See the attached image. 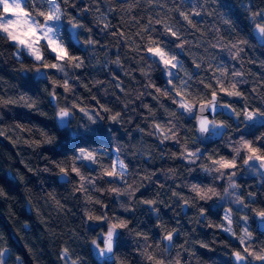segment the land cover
I'll list each match as a JSON object with an SVG mask.
<instances>
[{"label":"clouds","instance_id":"1","mask_svg":"<svg viewBox=\"0 0 264 264\" xmlns=\"http://www.w3.org/2000/svg\"><path fill=\"white\" fill-rule=\"evenodd\" d=\"M0 73V264H264V0H0Z\"/></svg>","mask_w":264,"mask_h":264},{"label":"trees","instance_id":"2","mask_svg":"<svg viewBox=\"0 0 264 264\" xmlns=\"http://www.w3.org/2000/svg\"><path fill=\"white\" fill-rule=\"evenodd\" d=\"M9 156L14 157L15 153L12 150L11 145L7 141H4L2 138H0V160H6ZM9 162H12V161H9ZM4 211H5V206L3 204H0V226L7 228L8 225L3 219Z\"/></svg>","mask_w":264,"mask_h":264}]
</instances>
